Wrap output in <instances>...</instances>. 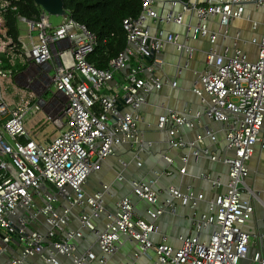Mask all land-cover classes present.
I'll list each match as a JSON object with an SVG mask.
<instances>
[{"label":"built area","instance_id":"1","mask_svg":"<svg viewBox=\"0 0 264 264\" xmlns=\"http://www.w3.org/2000/svg\"><path fill=\"white\" fill-rule=\"evenodd\" d=\"M14 1L18 0H0V256L8 255V264H35L29 263L34 258L39 264H60L61 258L69 259L70 264H105L126 238L137 248L125 264L139 258L153 264H264V233L246 228L254 216V203L260 199L245 182L255 144L264 148L260 136L264 12L259 21L251 23L252 30L261 28L250 39L257 46L254 60L237 46H216L217 32L207 25L209 18L216 17L221 27L218 33H224L231 21L243 16L246 3L262 7L264 0H172L171 9L163 15L155 9V0H141L138 15L122 20L124 47L104 68L88 61L97 45L96 35L66 13L57 24L50 22V13L41 7L36 17L18 15V23L26 26V41L20 34L14 39L5 18L8 9H16ZM177 4L179 11L174 9ZM188 12L196 18L189 27L191 38L208 39L211 44L204 54V70L192 87L204 107L191 118L167 109L157 116L156 127L166 133L171 148L185 150L179 155V173L186 172L190 157L195 162L207 157L227 167L228 179L224 183L219 176L199 173L212 188L223 186L222 192L206 198L190 185L184 189L157 186L159 172H154L148 179L130 181L131 193L149 204L146 217L135 211L127 195L115 201L112 213H106L104 196L109 194V184L87 192L88 176L100 169L115 145L135 149L142 145L133 111L144 104L152 89L162 87L152 72L160 63L158 55L164 44H174L191 55L176 33L165 34L161 29L152 33L146 22L181 24ZM17 67L26 68L22 74L26 73L25 84L18 80ZM116 72L122 76L118 82ZM34 83L37 89L32 87ZM48 91L51 97L43 98ZM32 108L53 112L55 134L50 139H35L25 125ZM202 116L223 124L230 156H220L205 144L204 138L216 141L210 127L205 126L194 140L182 137L181 128L193 127V121ZM163 158L168 164L173 162L170 156ZM116 178L122 177L117 174ZM175 200L193 210V232L179 234L178 247L169 244L168 235L159 233L156 223L164 212H174ZM202 201L206 210L197 214ZM103 214L106 220L99 227L94 220ZM73 216L78 221L76 228L69 227ZM208 228L211 231L202 235ZM86 232L93 237L97 252L92 246L83 249L77 245ZM11 243L20 246L17 254L8 253Z\"/></svg>","mask_w":264,"mask_h":264},{"label":"crops","instance_id":"2","mask_svg":"<svg viewBox=\"0 0 264 264\" xmlns=\"http://www.w3.org/2000/svg\"><path fill=\"white\" fill-rule=\"evenodd\" d=\"M171 1L155 0V9L160 15H163L171 9ZM184 1L201 3L204 0ZM174 9L179 11L180 6L177 4ZM263 12L264 6L259 7L252 2L246 3L243 16L231 21L224 33H218L221 28L218 19L216 17L209 18L207 21L209 30L217 32L214 44L218 47L223 45L237 46L247 55L248 59L254 60L257 55V46L250 42V39L253 36H258L261 28L258 27L256 30H252L251 23L252 21H259ZM195 19V15L188 12L183 16L181 24L163 22L153 24L149 20L146 22L152 33L157 29H161L165 34L176 33L178 41L191 50V55L186 53L184 49H178L174 44H164L158 55L160 63L152 72L153 76L162 81V87L158 90L152 89L146 96L144 104L133 111L137 114V129L141 134L142 145L138 149L127 144L115 145L112 154L102 160L100 169L88 176L85 184L87 192H94L100 189L102 184H109V194L104 196L106 213H112L115 210V201L127 195L133 200L135 211L146 217L145 209L149 207V204L143 200H138L131 193L130 181L132 179H148L153 176L154 172H159L156 180L157 186H175L184 189L185 186L190 185L195 191L202 192L206 198L223 191V186L217 189L212 188L208 182L200 179L198 175L201 172L210 173L213 176H219L225 183L228 177L227 167L224 164L219 161H212L207 157H202L195 162L190 157L186 165V172L184 174L179 173L178 169L182 165L179 155L185 150L171 148L167 143L166 133L156 127L157 116L166 112L167 109L176 110L188 118L203 110L204 103L194 94L192 87L197 84L198 75L204 70V54L211 44L208 39L191 38L189 27ZM20 37L26 41V36L22 37L20 33ZM134 61L135 59H132V62ZM145 61L150 62L148 58ZM147 75L149 74L147 73ZM121 77V73H114L115 81H120ZM25 78L23 81L18 80L25 84ZM172 81H175V86L171 85ZM52 116H54L53 112ZM52 123L55 128V122ZM222 125L220 122H214L202 116L193 121V127L181 128L180 134L186 141H191L203 132L205 126L210 127L216 134V141L214 143L208 138H204L205 144L220 156H230L232 152L225 147ZM260 136L261 142L264 143V121ZM164 155L170 156L173 162L168 164L163 158ZM136 160L141 162L139 166L136 165ZM122 163H126V165L123 166ZM247 166L249 174L245 182L258 194L260 201L254 203V216L247 222L246 228L250 231L257 230L264 233V148L260 144H255ZM168 172L169 174H167ZM95 173H98L99 176L92 182ZM117 174H120L122 178L117 179ZM262 193L263 196H261ZM205 210L206 203L204 201L198 203L196 213L199 214ZM77 211L78 209L73 210L74 213ZM192 214L193 210L191 208L183 206L178 200H175L174 212H164L157 218L158 232L167 234L169 244L178 247L180 242L177 236L193 232L190 222ZM105 220L106 216L103 214L94 222L101 227ZM69 227H78L76 216H73ZM40 229H43V227L40 226ZM210 231L211 228H208L202 231V235L206 236ZM153 238L157 241L159 239L158 234L154 235ZM77 245L83 249L92 246L93 250L97 252L94 239L88 232L85 233L82 240L77 241ZM136 248L135 242L125 238L119 250L108 256L105 264H125L129 255ZM19 251L20 246L17 243L9 245V254H17ZM262 252L264 254V247ZM29 263L39 264V261L34 258L30 259ZM0 264H8V255L0 256ZM60 264H70V260L61 258ZM133 264H153V261L139 258Z\"/></svg>","mask_w":264,"mask_h":264},{"label":"trees","instance_id":"3","mask_svg":"<svg viewBox=\"0 0 264 264\" xmlns=\"http://www.w3.org/2000/svg\"><path fill=\"white\" fill-rule=\"evenodd\" d=\"M66 14L84 24L96 35L97 45L88 61L99 68L107 66L109 58L117 54L125 45L122 20L127 16H137L141 0H62ZM16 9H8L7 31L17 40L20 31L17 16L32 18L38 15L40 6L34 0L13 2Z\"/></svg>","mask_w":264,"mask_h":264},{"label":"rangeland","instance_id":"4","mask_svg":"<svg viewBox=\"0 0 264 264\" xmlns=\"http://www.w3.org/2000/svg\"><path fill=\"white\" fill-rule=\"evenodd\" d=\"M63 18V16L61 15H52L49 14V20L51 23L56 24L59 23L61 21V19ZM19 26V31L22 35V37L26 36V26L19 22L18 23ZM26 68H18L17 67V74H19L20 76H18V79L20 81H23V79L26 77L22 76V74H24V70ZM37 69L33 68V71H36ZM32 87H35V89H37V85L34 83L32 84ZM52 92L54 91L53 87L51 88ZM51 97V93L48 91L45 94H43V98L45 99H49ZM58 108V107H57ZM56 108V109H57ZM32 114H27L25 116V125L27 126V128L31 131V133L34 135V138L40 141H46L48 140L50 137H52L55 133V128L54 125L52 123V114L48 112V109L45 108L43 111L41 110H35L32 108L31 110ZM99 174L95 173L93 175V181H95L96 178H98ZM263 196V193L262 195ZM264 215V214H263Z\"/></svg>","mask_w":264,"mask_h":264},{"label":"water","instance_id":"5","mask_svg":"<svg viewBox=\"0 0 264 264\" xmlns=\"http://www.w3.org/2000/svg\"><path fill=\"white\" fill-rule=\"evenodd\" d=\"M34 2L52 15H64L66 13L62 0H34Z\"/></svg>","mask_w":264,"mask_h":264}]
</instances>
